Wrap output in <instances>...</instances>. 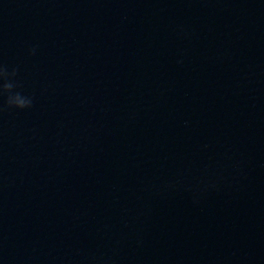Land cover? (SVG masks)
<instances>
[{"label":"water","instance_id":"95a60500","mask_svg":"<svg viewBox=\"0 0 264 264\" xmlns=\"http://www.w3.org/2000/svg\"><path fill=\"white\" fill-rule=\"evenodd\" d=\"M0 63V264H264V0H0Z\"/></svg>","mask_w":264,"mask_h":264},{"label":"clouds","instance_id":"9594fccd","mask_svg":"<svg viewBox=\"0 0 264 264\" xmlns=\"http://www.w3.org/2000/svg\"><path fill=\"white\" fill-rule=\"evenodd\" d=\"M29 55H35L36 46L28 50ZM16 67L9 68L8 65L0 63V97L4 98L7 107L16 109H26L32 106V97L23 94L20 84L16 80Z\"/></svg>","mask_w":264,"mask_h":264}]
</instances>
